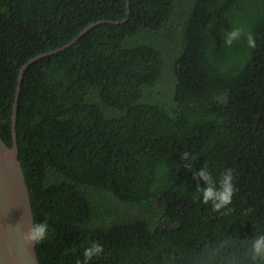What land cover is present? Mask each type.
<instances>
[{
  "label": "trees",
  "instance_id": "16d2710c",
  "mask_svg": "<svg viewBox=\"0 0 264 264\" xmlns=\"http://www.w3.org/2000/svg\"><path fill=\"white\" fill-rule=\"evenodd\" d=\"M75 38L18 82L26 61ZM18 84V159L34 223L48 225L41 264H77L94 241L104 250L89 264H252L264 234V0H0L8 147ZM204 165L217 186L232 169L220 212L196 199Z\"/></svg>",
  "mask_w": 264,
  "mask_h": 264
},
{
  "label": "water",
  "instance_id": "95a60500",
  "mask_svg": "<svg viewBox=\"0 0 264 264\" xmlns=\"http://www.w3.org/2000/svg\"><path fill=\"white\" fill-rule=\"evenodd\" d=\"M102 21L104 20L91 22L78 33V36ZM76 38L26 61L19 69L18 82L20 83L23 70L29 63L71 45ZM19 86L18 84L11 114L12 146L8 147L0 135V264H41L36 252V243L29 245L22 239L23 232L35 223L29 189L18 159L15 123Z\"/></svg>",
  "mask_w": 264,
  "mask_h": 264
},
{
  "label": "clouds",
  "instance_id": "9594fccd",
  "mask_svg": "<svg viewBox=\"0 0 264 264\" xmlns=\"http://www.w3.org/2000/svg\"><path fill=\"white\" fill-rule=\"evenodd\" d=\"M239 34V29L234 30L229 34L228 39L225 41L227 44L232 43V39ZM249 44L255 47V41L249 35ZM189 157L188 152L181 153V160L186 161ZM189 168L188 164L184 165ZM194 178L203 180L205 186L200 187L199 184L195 190L197 193L196 199H200L205 205L211 203L212 210L220 212L221 209L226 208L232 202V197L236 191L233 184L232 169H226L222 174V178L219 180V186L213 179V176L209 172L207 165H204L199 171L193 173ZM231 211V209H228ZM223 214V213H221ZM48 225L46 222L36 223L32 225L27 231L23 232L22 239L24 243L31 245L32 243H41L47 235ZM103 245L98 242H92L90 247H86L83 251V261H78L77 264H89L93 257L100 255L103 252ZM250 261L252 264H260L264 262V234H259L253 237L250 244Z\"/></svg>",
  "mask_w": 264,
  "mask_h": 264
}]
</instances>
